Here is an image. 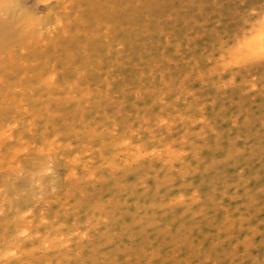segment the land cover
Here are the masks:
<instances>
[{
	"label": "rangeland",
	"instance_id": "rangeland-1",
	"mask_svg": "<svg viewBox=\"0 0 264 264\" xmlns=\"http://www.w3.org/2000/svg\"><path fill=\"white\" fill-rule=\"evenodd\" d=\"M0 21V264H264V0Z\"/></svg>",
	"mask_w": 264,
	"mask_h": 264
},
{
	"label": "bare ground",
	"instance_id": "bare-ground-1",
	"mask_svg": "<svg viewBox=\"0 0 264 264\" xmlns=\"http://www.w3.org/2000/svg\"><path fill=\"white\" fill-rule=\"evenodd\" d=\"M3 1V0H2ZM24 4V3H23ZM16 6H17V4H16ZM49 6V5H48ZM21 8V7H20ZM10 9V8H9ZM12 9V8H11ZM21 9H23V8H21ZM12 11H13V9H12ZM18 11H20V10H18ZM24 11V10H23ZM22 12V11H21ZM25 12V11H24ZM27 12V11H26ZM31 12V11H30ZM32 13V12H31ZM47 13V12H46ZM49 13V12H48ZM2 14V13H1ZM11 14V13H10ZM13 14V13H12ZM16 14V13H15ZM23 14V13H22ZM24 15V14H23ZM26 15H28V14H26ZM25 16V15H24ZM29 16V15H28ZM27 16V17H28ZM32 16V15H31ZM9 17H11V16H9ZM43 17H45V16H43ZM4 18V17H3ZM2 18V19H3ZM32 18H34V15H33V17ZM35 18H36V16H35ZM39 18H40V16H39ZM38 18V19H39ZM41 20V19H40ZM2 21V20H1ZM0 21V22H1ZM29 22V21H28ZM11 23V22H10ZM9 23V24H10ZM8 25V24H7ZM263 25H264V22H263ZM6 26V25H5ZM45 27V26H44ZM256 28V27H255ZM255 28H253V29H255ZM256 30V29H255ZM254 31V30H253ZM258 31V30H257ZM255 32V31H254ZM252 33V32H251ZM243 46H245L246 47V49H247V51H249L250 53H256V52H258L259 50H264V38H263V35L261 34L260 35V31L259 32H256L255 34H253L251 37H249V38H247L244 42H243ZM240 47V46H239ZM241 47H242V45H241ZM236 51V50H235ZM242 51H244V49L242 50ZM236 53H237V51H236ZM239 53V54H238ZM237 53V55H239L240 57H238V58H241V54L243 53V52H241V54H240V50H239V52ZM245 54V53H244ZM243 56V55H242ZM245 56H246V54H245ZM245 56H243V58H246ZM235 58V57H234ZM236 59H237V56H236Z\"/></svg>",
	"mask_w": 264,
	"mask_h": 264
}]
</instances>
